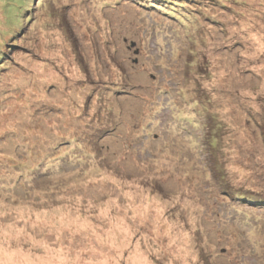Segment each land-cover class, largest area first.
Wrapping results in <instances>:
<instances>
[{"label":"rangeland","instance_id":"obj_1","mask_svg":"<svg viewBox=\"0 0 264 264\" xmlns=\"http://www.w3.org/2000/svg\"><path fill=\"white\" fill-rule=\"evenodd\" d=\"M0 264H264V0H0Z\"/></svg>","mask_w":264,"mask_h":264},{"label":"trees","instance_id":"obj_2","mask_svg":"<svg viewBox=\"0 0 264 264\" xmlns=\"http://www.w3.org/2000/svg\"><path fill=\"white\" fill-rule=\"evenodd\" d=\"M41 2H43V1H41ZM42 5V4H41ZM41 5H40V3H37L36 4V6H38V7H40L41 8ZM43 6V5H42ZM36 23V21H32V24H35Z\"/></svg>","mask_w":264,"mask_h":264}]
</instances>
